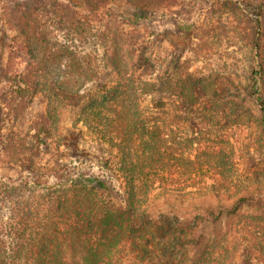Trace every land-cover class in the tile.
<instances>
[{"label": "trees", "instance_id": "16d2710c", "mask_svg": "<svg viewBox=\"0 0 264 264\" xmlns=\"http://www.w3.org/2000/svg\"><path fill=\"white\" fill-rule=\"evenodd\" d=\"M115 2L125 13L114 14L131 23L157 9L175 11L181 32L198 46L228 41L240 51L261 49L262 25L241 7H256L262 19L264 0H0V30L14 33L6 36L2 73L12 80L0 92V150L27 173L18 185L0 179V264H264V176H242L227 134L207 130L219 121L220 105L230 106L240 126L247 117L264 128L262 52L244 85L230 90L204 74L136 78L118 49L111 54L118 86L84 106V89L104 68L88 45L109 41L98 26ZM229 10L244 18L227 25ZM202 16L193 29L190 20ZM126 33L136 64L157 73L149 47L141 48L145 38ZM50 96L82 106L85 130L75 126L63 139L76 151L88 142L81 153L96 172L70 178L57 158L44 162L59 139ZM249 159L264 170V154Z\"/></svg>", "mask_w": 264, "mask_h": 264}, {"label": "rangeland", "instance_id": "374dc122", "mask_svg": "<svg viewBox=\"0 0 264 264\" xmlns=\"http://www.w3.org/2000/svg\"><path fill=\"white\" fill-rule=\"evenodd\" d=\"M118 3L119 2L111 3L107 9L103 10V21L98 26V29L102 31L101 33L109 31V41L105 38L102 40L101 38L100 41L94 44L92 42L90 43L91 45H88V50L95 49L98 63L104 68L100 73L99 79L84 89V94L86 96L85 103L83 104L84 106L87 102L92 100L91 98L98 96L96 92L99 90L100 96H103L109 93L108 91L110 90L113 92L115 87L118 86L120 81L113 69L111 54L118 52L120 49V58L125 64L127 63L126 70L129 75L136 78L142 75L145 76L144 78L146 79L154 80L156 74L165 73V76L172 77L173 79H183V75L186 73H192L194 75L204 74L216 77L222 81L219 85L220 88L225 87L230 90H233L234 87H236L235 84L238 82H241L242 86L244 85L245 76L249 74L250 63H252V59L255 57L257 51L262 52L261 57H264V18L261 19L258 16V9L256 7L244 8V6H242L241 8L243 11H246L248 18L259 20L260 25H262L263 35L260 37L259 41L261 43V49L256 51L248 47V51L246 48L240 51L236 45H230L228 41L220 43L219 45L208 42L198 46L200 40L195 37L188 39L184 36L178 27L179 19H177L178 17L175 15V11L169 8L157 9L152 13V16L150 15V18L144 19L139 23H131L127 19L123 20L121 15L118 16L114 14L116 12H119V14L125 13L124 8ZM235 16H237V12L231 10L225 11L223 15L224 21H222L232 26ZM241 17L244 18V16H237L238 21ZM198 19L199 21L195 23H193L195 20H190L189 23L193 24V29L202 26L204 17L202 16ZM136 31L145 38L141 48L146 46L149 47L147 54L150 59L154 61L155 71L156 69L158 71L157 73L151 70L152 72L150 71L146 74L144 68L136 64L138 62L137 55H131L128 47L125 46L126 32L130 33ZM114 32L117 33V40L112 39ZM13 34V31L5 27L0 30V92L9 91V86H11V74L9 73V78H7L2 71L6 63L8 52L6 48L9 40L6 36H12ZM243 51H246V54L243 53ZM49 100L52 106L56 107L59 112L60 120L56 125L58 127L57 136H59V139L57 149L48 151L44 162L46 164L50 162L52 165V160L57 158L60 164L69 167L71 173L68 177L70 178L77 177L78 174L87 173L88 170L96 172L97 167L92 166L94 163L90 161L86 155L81 153V150L88 149V142L82 143L81 149L76 151L72 147L66 145L65 139H63L68 136L71 131H76L75 126L80 130H85L81 124L83 119L81 112L82 106L71 109L67 107L65 103L61 102L60 99L50 96ZM149 101L150 97L148 96L142 98L144 110L147 116L151 118L154 116L152 114L154 111L152 112L149 108ZM243 107L245 109V106ZM229 108L230 106L221 107L220 105L218 109L219 121L214 123L213 126H208L207 130H211L213 133L221 134L224 132V134H227V138L230 139L231 144L236 147V159L239 162L241 175L250 177V179L254 181V179L264 176V170L252 167V164L249 162V157L252 153L253 156L258 159L264 154V128L258 124L256 119L249 120L247 117H244L246 122H242L247 123V125L240 126L239 123H236V118L234 116H229ZM246 108H252V106L248 105ZM161 117L165 119L168 124L177 126L178 124L179 126L182 125L177 121L174 122L168 115H161ZM7 127L8 125L3 127V132L7 130ZM91 166L94 168L91 169ZM26 175L27 173L21 171L18 166L8 158V155L0 150V179L18 185L22 179L26 178ZM242 178L244 179L245 177ZM250 179L248 181H251ZM52 181L65 184L63 179L56 180L52 178L51 182Z\"/></svg>", "mask_w": 264, "mask_h": 264}]
</instances>
